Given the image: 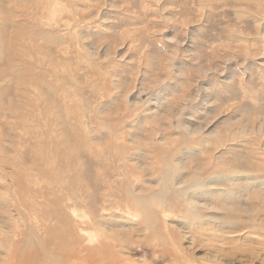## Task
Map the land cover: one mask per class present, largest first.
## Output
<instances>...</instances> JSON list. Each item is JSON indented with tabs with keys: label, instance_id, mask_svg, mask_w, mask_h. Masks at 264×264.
<instances>
[{
	"label": "rangeland",
	"instance_id": "1",
	"mask_svg": "<svg viewBox=\"0 0 264 264\" xmlns=\"http://www.w3.org/2000/svg\"><path fill=\"white\" fill-rule=\"evenodd\" d=\"M263 166L264 0H0V264H264Z\"/></svg>",
	"mask_w": 264,
	"mask_h": 264
},
{
	"label": "bare ground",
	"instance_id": "2",
	"mask_svg": "<svg viewBox=\"0 0 264 264\" xmlns=\"http://www.w3.org/2000/svg\"><path fill=\"white\" fill-rule=\"evenodd\" d=\"M42 25V24H41ZM44 27V26H43ZM43 27H41V28H43ZM45 28V27H44ZM43 28V29H44ZM49 28V27H48ZM35 29L38 31V28L37 27H35ZM45 30V29H44ZM39 33V32H38ZM40 34V33H39ZM264 167V166H263ZM259 168V167H258ZM260 169V168H259ZM232 171V170H231ZM231 171H229V172H231ZM262 171V170H261ZM264 171V170H263ZM262 171V172H263ZM146 200V199H145ZM142 205V204H141ZM78 211V210H77ZM85 215V214H84ZM208 217V216H207ZM258 220H260V221H263V220H261L260 218H259V216H257V217H255V219H254V221H258ZM188 221V220H187ZM205 221V220H204ZM203 221V222H204ZM206 222V221H205ZM202 223V222H201ZM200 223V224H201ZM192 224V223H191ZM203 224V223H202ZM205 225V224H204ZM86 231V230H85ZM258 235V234H257ZM89 236H91V237H94V233L92 232V231H90L89 232ZM88 236V237H89ZM251 236V235H250ZM249 237V236H248ZM254 238V237H253ZM250 239V238H249ZM259 239V238H258ZM257 241V240H256ZM40 242V241H39ZM263 242V241H262ZM43 249V248H42ZM41 249V250H42ZM49 249V248H48ZM82 249H77V252H80V254H82ZM44 252V251H43ZM52 253V252H51ZM50 253V254H51ZM49 254V255H50ZM53 254H55V253H53ZM49 255H48V257H49ZM46 256V255H45ZM60 256V255H59ZM258 256V255H257ZM53 257V256H52ZM111 257H113L112 259H113V261L111 260V261H109V262H111V264L112 263H114V264H117L116 262H117V260L115 259V255L114 254H111ZM121 257V256H120ZM54 259H55V264H71V263H69V262H63V260H60L59 258H55V257H53ZM124 259H125V257H123ZM122 257H121V260L123 259ZM39 259V258H38ZM42 259V258H41ZM103 259V258H102ZM108 260V259H107ZM120 260V261H121ZM65 261V260H64ZM72 261V260H71ZM76 261V260H75ZM105 261V260H104ZM127 261V260H126ZM252 261V260H251ZM255 261V260H254ZM259 261V260H258ZM37 262V261H36ZM78 262V261H77ZM263 262V261H262ZM74 263V262H73ZM72 263V264H73ZM125 263H128V262H125ZM157 263V262H156ZM208 263V262H207ZM210 263V262H209ZM232 263V262H231ZM243 263V262H242ZM247 263V262H246ZM80 264H83V263H80ZM121 264H123V263H121ZM202 264H205V263H202ZM263 264V263H262Z\"/></svg>",
	"mask_w": 264,
	"mask_h": 264
}]
</instances>
